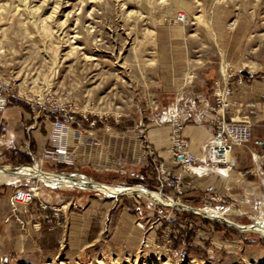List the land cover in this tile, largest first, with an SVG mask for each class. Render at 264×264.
Returning a JSON list of instances; mask_svg holds the SVG:
<instances>
[{
    "label": "rangeland",
    "instance_id": "obj_1",
    "mask_svg": "<svg viewBox=\"0 0 264 264\" xmlns=\"http://www.w3.org/2000/svg\"><path fill=\"white\" fill-rule=\"evenodd\" d=\"M179 13L189 22H179ZM170 20L192 33L199 52L210 49L220 71L214 96L228 74L264 81V0H0V73L20 93L53 95L84 115L81 131L62 143L71 151L66 162L43 152V164L38 158L34 169L20 171L16 188H33L38 197L28 205L14 193L6 199L0 264H264L258 217L190 182L173 184L175 175L159 168L164 159L149 131L173 125L154 120L151 101L158 31ZM37 127L40 142L31 133L27 143L51 148L50 123L38 120ZM37 169L89 186L26 176ZM117 186L146 192L102 189Z\"/></svg>",
    "mask_w": 264,
    "mask_h": 264
},
{
    "label": "crops",
    "instance_id": "obj_2",
    "mask_svg": "<svg viewBox=\"0 0 264 264\" xmlns=\"http://www.w3.org/2000/svg\"><path fill=\"white\" fill-rule=\"evenodd\" d=\"M180 24L170 20L158 31L159 65L154 72L157 83L153 87L151 101L157 106L152 110L153 117L168 121L174 112L184 123L182 135L198 156V161L189 173H183L182 184L190 182L197 190L207 192L216 200L228 201L230 205L239 202L245 216H255L264 222V81L245 71V74H228L225 85L231 87L232 93L224 114L231 122H251L254 125L253 137L249 143L234 149L233 165L208 160L204 150L214 133L217 113L212 110L216 104L213 89L220 71L211 58L210 49L199 52V48L194 46L192 33H187ZM158 106L160 111L156 115L154 110ZM26 108L24 105L11 106L4 118L9 126L8 132L5 135L0 132V168L11 178L0 182V213L3 214L8 212V208H3L6 199L12 198L20 177L25 176L20 171L26 167L34 169L38 158L43 164L41 153L47 149L46 143H38L37 146L27 143L26 135L31 133L38 142L40 139L37 121ZM29 119L34 123L26 126L23 121ZM172 128L167 123L149 131L153 150L158 151L170 167H174L170 151ZM46 137L49 141V136ZM23 141L27 144L20 146ZM12 144L20 147L21 154H14L10 149ZM175 170L179 171V168ZM86 180L82 187L89 186Z\"/></svg>",
    "mask_w": 264,
    "mask_h": 264
},
{
    "label": "built area",
    "instance_id": "obj_3",
    "mask_svg": "<svg viewBox=\"0 0 264 264\" xmlns=\"http://www.w3.org/2000/svg\"><path fill=\"white\" fill-rule=\"evenodd\" d=\"M177 20L183 23L189 22L184 13H179ZM231 93L230 86L223 87L217 83L215 89L217 103L212 107V110L217 113L216 126L205 151V157L208 160L226 166L234 164L232 157L234 149L250 142L254 131V125L251 122H231L226 119L224 111L229 103ZM17 105L29 107L36 121L50 123L49 143L50 147L55 150L47 148L44 151V157H52L59 162H66L71 151L66 146H62V143L68 140L72 132L78 134L83 126L81 116L84 115L78 107L72 103H64L49 94H39L33 97L24 95L20 93L13 77L0 73V132L4 135L9 128L8 124L4 122L5 114L11 106ZM171 114L173 125L171 161L174 167L179 168V171L174 173V169L165 162L161 163L159 168L168 178H172V174H174L175 179L172 178V183L178 184L182 180L183 173L197 162L198 156L189 148L187 140L182 135L183 122L177 118L176 113L172 112ZM154 120L159 121L157 117ZM10 149L15 154L20 153V147L16 144H12ZM37 197L35 189L23 187L16 188L13 195L15 202L22 205L33 203Z\"/></svg>",
    "mask_w": 264,
    "mask_h": 264
},
{
    "label": "bare ground",
    "instance_id": "obj_4",
    "mask_svg": "<svg viewBox=\"0 0 264 264\" xmlns=\"http://www.w3.org/2000/svg\"><path fill=\"white\" fill-rule=\"evenodd\" d=\"M178 16V15H177ZM187 17V16H186ZM2 169L0 168V182H5V181H9L11 178H10V174H8L7 172H4V173H2V171H1ZM22 172L21 173H23V171H25V169H22L21 170ZM34 175H35V177H37V178H41L42 176H43V174H42V171L40 170V169H37L36 171H34V172H32ZM47 175V174H46ZM42 178H44V177H42ZM45 180H46V183H48V184H52V185H64V186H66V185H73V184H77L78 183V181H80L81 182V186H84L83 185V182L81 181L82 179H78V177L77 176H54V175H51V176H49V175H47V176H45V178H44ZM84 180H86V179H84ZM136 188H138L137 190L135 189V188H126V187H121V186H117V187H113V188H108V187H103L102 189H104L105 191H107L108 193H110V194H112V195H117V193H120V192H124V191H128V190H134V191H143L144 189L143 188H141V187H136ZM145 192H146V190H144ZM37 192V191H36ZM134 193V192H133ZM152 196H155L156 197V199H157V197H159V194L158 193H153L152 194ZM207 210V209H206ZM219 210H221V209H219ZM213 211V210H212ZM214 213H216L217 214V211H214V212H211V214L212 215H214L215 217H218L217 215H215ZM219 215H221V214H219ZM239 226V225H238ZM258 228L262 231V232H264V222H262V221H260L259 223H258ZM171 261V259L170 258H168V260L167 261H165V262H163V264H170L169 262ZM192 262V261H191ZM191 264H193V263H191Z\"/></svg>",
    "mask_w": 264,
    "mask_h": 264
}]
</instances>
